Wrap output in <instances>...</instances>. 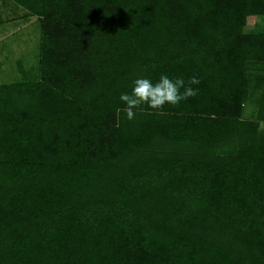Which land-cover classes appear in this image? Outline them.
Listing matches in <instances>:
<instances>
[{"label": "trees", "instance_id": "obj_1", "mask_svg": "<svg viewBox=\"0 0 264 264\" xmlns=\"http://www.w3.org/2000/svg\"><path fill=\"white\" fill-rule=\"evenodd\" d=\"M10 1L39 36L0 83V264H264V0ZM162 74L198 94L128 120Z\"/></svg>", "mask_w": 264, "mask_h": 264}, {"label": "rangeland", "instance_id": "obj_2", "mask_svg": "<svg viewBox=\"0 0 264 264\" xmlns=\"http://www.w3.org/2000/svg\"><path fill=\"white\" fill-rule=\"evenodd\" d=\"M0 12L8 19L16 17L0 24V83H6L19 78L18 67L34 72L39 29L34 17H28L26 20L20 18L24 10L10 0H0ZM255 17H248V20L251 19L250 24L257 22L256 19H252ZM250 109L252 108L247 107L244 110L246 118L252 116L249 115Z\"/></svg>", "mask_w": 264, "mask_h": 264}, {"label": "clouds", "instance_id": "obj_3", "mask_svg": "<svg viewBox=\"0 0 264 264\" xmlns=\"http://www.w3.org/2000/svg\"><path fill=\"white\" fill-rule=\"evenodd\" d=\"M200 80L193 76L187 80L184 77L171 78L162 74L156 82L146 77H140L133 81L130 92L122 93L120 101L125 105L124 112L128 120L134 119L135 110L141 105H147L151 109L160 110L165 104L176 106L198 94Z\"/></svg>", "mask_w": 264, "mask_h": 264}]
</instances>
